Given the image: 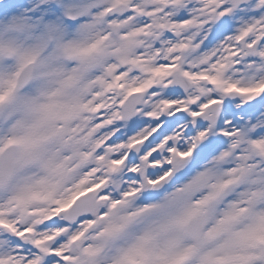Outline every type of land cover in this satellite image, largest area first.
Here are the masks:
<instances>
[{"label":"snow or ice","instance_id":"obj_1","mask_svg":"<svg viewBox=\"0 0 264 264\" xmlns=\"http://www.w3.org/2000/svg\"><path fill=\"white\" fill-rule=\"evenodd\" d=\"M0 264H264V0H0Z\"/></svg>","mask_w":264,"mask_h":264}]
</instances>
